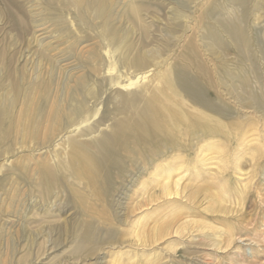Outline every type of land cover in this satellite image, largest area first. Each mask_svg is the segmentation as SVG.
Returning <instances> with one entry per match:
<instances>
[{
    "label": "rangeland",
    "instance_id": "obj_1",
    "mask_svg": "<svg viewBox=\"0 0 264 264\" xmlns=\"http://www.w3.org/2000/svg\"><path fill=\"white\" fill-rule=\"evenodd\" d=\"M142 1L148 27L145 35L135 27L131 39L150 51L161 47L160 66L151 68L142 84L162 86L161 98L149 108L156 122L148 129L138 126L125 139L129 149L120 153L122 162L106 167L109 185L95 176L64 175L65 185L55 184L44 197L35 179L40 156L23 150L10 158L24 160L28 176L16 180L11 172L0 186V264H264V0H183L191 20L177 29L169 24L171 0ZM127 2L110 1L119 17L125 16ZM18 6L0 0L6 26L0 41L8 46L19 31ZM125 18L116 20L117 29L126 25ZM226 20L238 25L237 41L221 27ZM208 21L221 39H208ZM166 24L176 30L169 33ZM194 36L204 46L200 54L206 68L221 66L220 76L233 93L226 99L231 107L226 119L171 96L173 88L164 81L171 74L168 67L190 65ZM19 56L12 67H24ZM221 69L234 73L225 77ZM175 101L188 122L163 108L175 110ZM205 113L211 119L203 118ZM122 117L114 123L124 124ZM108 122L101 127L109 130ZM89 154L98 161L106 158L103 149ZM6 173L0 171V178ZM86 227L89 238L80 242Z\"/></svg>",
    "mask_w": 264,
    "mask_h": 264
},
{
    "label": "bare ground",
    "instance_id": "obj_2",
    "mask_svg": "<svg viewBox=\"0 0 264 264\" xmlns=\"http://www.w3.org/2000/svg\"><path fill=\"white\" fill-rule=\"evenodd\" d=\"M13 1L19 3L16 11L19 31L13 44L8 46L6 41H0V171L10 172L0 178V186L10 178L11 172L16 180H27L24 160L16 163L10 159L23 150H33L37 153L33 154L34 158L40 156L35 179L44 197L54 191L55 184L65 185L64 175L95 176L100 183L109 185L111 175L106 167H116L122 162L120 153L129 149L125 139L131 134L134 136L138 126L148 129L150 123L156 122V115L150 116L149 108L162 96L157 92H162V86L155 87L150 82L152 89L142 86L149 79L151 68L160 64L161 47L150 51L145 49L146 45L141 46L131 39L135 27L142 30L140 35L148 27L142 14L146 10L142 7L143 1L128 0L123 17H119L111 0ZM169 2V24L180 28L183 20L184 23H187L185 19L191 20L190 12L186 11L188 5L184 7L183 0ZM2 16L0 13V31L6 28ZM120 18L126 19V25L117 29L115 22ZM152 22L154 19L149 28L154 27ZM235 23L226 20L220 24L237 41ZM168 25L169 33L177 29ZM207 34L211 40L222 35L209 21ZM171 36L175 39V35ZM196 38L189 39L188 50L193 58L190 65L168 67L166 72L171 74L164 81L173 88L171 96H182L193 105L199 104L204 110L226 119L231 109L226 99L234 96L227 98L232 92L220 76L221 66L206 68L200 54L204 46ZM18 55L24 67H12ZM198 70L202 79L206 77L207 84L196 75ZM221 73L226 77L227 73L233 75L234 72L222 70ZM158 84L163 85V82L159 79ZM244 86L248 88L247 83ZM163 108L170 116L177 113L182 122L190 119L182 113L179 103L175 110L165 105ZM117 115H123L126 122L115 124ZM203 118L211 119L207 113ZM108 121H111L110 129L102 128ZM223 126L228 128L226 124ZM206 130L211 131L210 127ZM91 149H103L106 158L98 161L89 154ZM85 232L86 237L83 235L80 242L89 238V227Z\"/></svg>",
    "mask_w": 264,
    "mask_h": 264
}]
</instances>
